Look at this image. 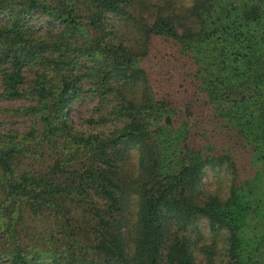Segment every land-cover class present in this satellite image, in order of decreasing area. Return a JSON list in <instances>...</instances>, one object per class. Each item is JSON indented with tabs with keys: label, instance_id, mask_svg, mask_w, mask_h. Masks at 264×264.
I'll list each match as a JSON object with an SVG mask.
<instances>
[{
	"label": "trees",
	"instance_id": "obj_1",
	"mask_svg": "<svg viewBox=\"0 0 264 264\" xmlns=\"http://www.w3.org/2000/svg\"><path fill=\"white\" fill-rule=\"evenodd\" d=\"M0 98V264H264V0H0Z\"/></svg>",
	"mask_w": 264,
	"mask_h": 264
},
{
	"label": "rangeland",
	"instance_id": "obj_2",
	"mask_svg": "<svg viewBox=\"0 0 264 264\" xmlns=\"http://www.w3.org/2000/svg\"><path fill=\"white\" fill-rule=\"evenodd\" d=\"M146 2H157V1H161V0H145ZM32 21L35 22L37 21L38 27H45L47 24L52 23V21H49L47 19H40L38 18V16H33L32 17ZM19 101H15V100H8L5 98H0V105H9V104H18ZM92 108V101L89 98H85V99H80L75 101L70 108L68 109V113L71 117V119L74 122H78L80 116L84 113H89L91 111ZM2 114H0L1 117ZM8 118V117H5ZM7 125H11V123H7ZM200 227L203 231H206V220L205 219H201L200 220Z\"/></svg>",
	"mask_w": 264,
	"mask_h": 264
}]
</instances>
